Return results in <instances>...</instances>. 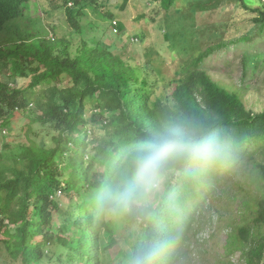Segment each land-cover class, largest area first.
Returning a JSON list of instances; mask_svg holds the SVG:
<instances>
[{
	"label": "trees",
	"instance_id": "obj_1",
	"mask_svg": "<svg viewBox=\"0 0 264 264\" xmlns=\"http://www.w3.org/2000/svg\"><path fill=\"white\" fill-rule=\"evenodd\" d=\"M30 1L0 0L2 73L30 74L31 89L44 86L32 106L41 115L27 127L36 141L23 145L21 152L0 153V224L6 225L0 233L11 235L15 228L14 243L5 242L11 257L23 264H42L45 256L49 262L74 264L78 256V264H99L102 252L115 246L117 221L99 214V201L134 151L165 128L180 126L191 142L189 154L165 173L163 193H156L141 212L122 217L127 230L135 229L133 241L126 240L130 264L142 252L152 254L149 264H174L192 230L191 203L206 191H200L204 186L215 191L212 186L235 170L242 177L223 196L240 198L244 217L240 225L230 224L227 250L241 251L245 264H264V112L249 111L237 93L200 70L213 50L192 63L191 74L176 84L170 103L155 96L158 84L149 77L151 63L145 73L105 49L83 45L73 54L66 45L58 52L60 43L46 38L43 23L29 33L17 26L18 32L10 30V23L24 19ZM83 1L70 3L71 10ZM155 1L170 11L196 0ZM232 1L247 7L244 0ZM250 11L263 31L264 5ZM77 14L69 11V22L80 30ZM6 30L16 34L5 40L1 34ZM30 100L25 91L0 83V119L1 105L11 108L7 124ZM88 106H97L89 120ZM90 132L94 138L88 142ZM9 224L14 227L8 229Z\"/></svg>",
	"mask_w": 264,
	"mask_h": 264
},
{
	"label": "rangeland",
	"instance_id": "obj_2",
	"mask_svg": "<svg viewBox=\"0 0 264 264\" xmlns=\"http://www.w3.org/2000/svg\"><path fill=\"white\" fill-rule=\"evenodd\" d=\"M74 1L31 0L24 19L10 23V30L14 28L15 32L20 29L29 33L31 27L36 29L43 23L46 38L60 43L56 49L58 52L70 45L67 49L75 54L85 45L88 49H105L121 56L128 65L144 71L147 63H151L149 77L158 84L155 96L166 97L170 103H174L172 95L176 84L191 74L192 63L212 49L200 70L206 71L220 86L237 93L249 111L264 112V30L254 24L250 11L263 7L264 0H244L247 7L232 0H196L183 3L179 10L170 11L164 10L155 0H86L71 10L70 3L74 4ZM69 11L78 13L75 18L80 30L71 26ZM117 22L118 25H115ZM10 30L1 34L5 40L16 34H10ZM10 73H2L0 68V83L25 91L31 100L30 106L16 111L7 124L11 108L1 105L0 153L5 154L14 150L21 152L23 145L31 146L36 141L30 139L27 127L36 116L41 115L37 107L32 111V106L44 89L42 85L31 89L30 74L28 77L19 74L11 77ZM66 84L67 80H64L62 85ZM87 110L89 120L97 106H88ZM93 138L94 132H90L88 142ZM92 147L91 144L87 147L90 154L93 153ZM88 158L91 159V155ZM7 176L11 178L12 173L8 172ZM241 177L242 172L235 170L212 186L215 191H210L208 186L200 190L206 191L200 192L196 201L191 203V211L195 213L192 230L179 248L174 264H245L241 251L229 253L227 250L230 224L240 225L244 217L242 201L240 198L229 201V197L223 196V191L232 190L236 179ZM163 191L164 183L157 193ZM114 219L117 220L113 234L115 246L102 252L99 264H130V247L126 240L133 241L131 234L135 229L127 230L122 217L106 218L107 221ZM1 226L6 230V225ZM11 227L14 226L9 224L8 229ZM14 229L11 235H14ZM11 235L9 232L0 233V264H23L21 259L15 261L7 251L5 242L15 241ZM77 261L78 256L74 264H78ZM56 262H49L48 256H45L42 264Z\"/></svg>",
	"mask_w": 264,
	"mask_h": 264
},
{
	"label": "clouds",
	"instance_id": "obj_3",
	"mask_svg": "<svg viewBox=\"0 0 264 264\" xmlns=\"http://www.w3.org/2000/svg\"><path fill=\"white\" fill-rule=\"evenodd\" d=\"M191 150L186 131L180 126L165 128L149 144L140 146L129 157L128 165L118 174L98 203L105 218L135 215L144 210L159 191L165 173L185 159ZM150 252L140 253L132 264H149Z\"/></svg>",
	"mask_w": 264,
	"mask_h": 264
},
{
	"label": "built area",
	"instance_id": "obj_4",
	"mask_svg": "<svg viewBox=\"0 0 264 264\" xmlns=\"http://www.w3.org/2000/svg\"><path fill=\"white\" fill-rule=\"evenodd\" d=\"M115 25H118V22L117 23H114Z\"/></svg>",
	"mask_w": 264,
	"mask_h": 264
}]
</instances>
